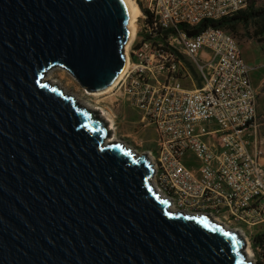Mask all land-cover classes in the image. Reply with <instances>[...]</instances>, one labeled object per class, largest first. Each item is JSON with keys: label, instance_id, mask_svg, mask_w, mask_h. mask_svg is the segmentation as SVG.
<instances>
[{"label": "water", "instance_id": "water-1", "mask_svg": "<svg viewBox=\"0 0 264 264\" xmlns=\"http://www.w3.org/2000/svg\"><path fill=\"white\" fill-rule=\"evenodd\" d=\"M128 24L122 0H0V264H251L238 232L172 210L147 157L44 80L104 92Z\"/></svg>", "mask_w": 264, "mask_h": 264}, {"label": "built area", "instance_id": "built-area-1", "mask_svg": "<svg viewBox=\"0 0 264 264\" xmlns=\"http://www.w3.org/2000/svg\"><path fill=\"white\" fill-rule=\"evenodd\" d=\"M132 1L129 66L113 88L153 130L155 192L175 211L238 232L251 264H264V245L254 244L264 235V165L250 68L222 29L186 32L246 10L248 0Z\"/></svg>", "mask_w": 264, "mask_h": 264}, {"label": "rangeland", "instance_id": "rangeland-1", "mask_svg": "<svg viewBox=\"0 0 264 264\" xmlns=\"http://www.w3.org/2000/svg\"><path fill=\"white\" fill-rule=\"evenodd\" d=\"M250 1L253 2V9L263 16L253 20L248 25L237 26L233 33L227 34L237 42L242 59L247 65L252 66L249 77L256 93L255 124L258 139L261 142V162L264 165V82H262L264 75V33L254 37L264 27V0H248V5ZM254 38L262 39V42L257 43ZM48 83L61 89L63 95L73 98L81 108L92 112L97 110L105 122L111 123L110 138H114L128 150H132L131 153L134 152L138 156L145 155L147 157V152L151 150V143L154 138L153 130L145 122H142L139 111L130 107L125 98L116 92L115 88L103 94L88 93L67 72L61 69H53L48 72ZM198 84L195 82L194 86L198 87ZM255 85H260V88L257 89ZM183 87L186 90L194 88L185 82ZM249 251L252 257L251 247H249Z\"/></svg>", "mask_w": 264, "mask_h": 264}, {"label": "trees", "instance_id": "trees-1", "mask_svg": "<svg viewBox=\"0 0 264 264\" xmlns=\"http://www.w3.org/2000/svg\"><path fill=\"white\" fill-rule=\"evenodd\" d=\"M262 16L263 15H261V13L253 9V2L250 1L248 8H246V10L241 11L232 17L223 18L218 21H203L196 28L192 30H188L186 32L188 35L193 36L199 34L200 32H203L207 28L212 27V28L222 29L226 33H233L237 26L248 25L253 20H257ZM263 33H264V27L258 33H256L254 37L261 36ZM254 39L256 40L257 43L262 42L261 41L262 39H257V38ZM198 86H200V83L198 84ZM255 243L264 245V235L256 236L254 239V244Z\"/></svg>", "mask_w": 264, "mask_h": 264}, {"label": "bare ground", "instance_id": "bare-ground-1", "mask_svg": "<svg viewBox=\"0 0 264 264\" xmlns=\"http://www.w3.org/2000/svg\"><path fill=\"white\" fill-rule=\"evenodd\" d=\"M122 1L124 2L125 6H126V8L128 10V15H129L128 29H129L130 35H129V39H128V43H127L128 45L125 46V50H124V55L126 57L125 58L126 59L125 67H124L122 73L117 78V80L126 72L128 66H129V59H128L129 45H130V43H131V41H132V39L134 37V32H135V28H136V26H135V19L137 18L138 14H139V11H138L137 7L134 5V3H133L132 0H122ZM44 80L48 81V73L44 77ZM114 85H115V83L112 86H110L107 90H105L104 92H101V94L106 93V92L112 90V88L114 87ZM107 123L109 124V127H107V128L111 131V129H112L111 123L108 122V121H107ZM110 142L116 143L117 140H115L114 138L111 137V138H109V139L106 140V143H110ZM117 143H119V142H117ZM136 156H138V155H136ZM172 210H174V209H172ZM245 241L247 242L246 239H245ZM244 252H245V258H246V260L247 261H251V254H250V251H249L248 244H246V249H245Z\"/></svg>", "mask_w": 264, "mask_h": 264}, {"label": "crops", "instance_id": "crops-1", "mask_svg": "<svg viewBox=\"0 0 264 264\" xmlns=\"http://www.w3.org/2000/svg\"><path fill=\"white\" fill-rule=\"evenodd\" d=\"M244 62H245V61H244ZM245 63H246V62H245ZM246 65H247V64H246ZM247 66H249V68L252 67V66H250V65H247ZM251 70H252V68H251ZM249 78H250V77H249ZM262 82H264V75H263V80H262ZM262 82H261V83H262ZM251 83H252V82H251ZM255 87L258 89V88H260V85H255Z\"/></svg>", "mask_w": 264, "mask_h": 264}]
</instances>
